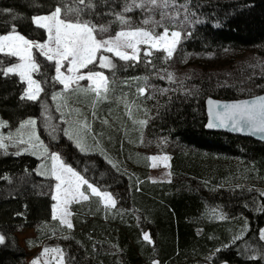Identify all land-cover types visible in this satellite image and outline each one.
<instances>
[{"label":"trees","instance_id":"1","mask_svg":"<svg viewBox=\"0 0 264 264\" xmlns=\"http://www.w3.org/2000/svg\"><path fill=\"white\" fill-rule=\"evenodd\" d=\"M188 2L203 21L193 27L177 53L215 55L248 50L264 60V0H177ZM81 20L104 24L115 20L122 0H92ZM73 0H0V34L13 27L28 39H47L32 17L48 14ZM83 7V6H79ZM75 18V14L71 16ZM151 55L146 56L145 51ZM145 49L141 61L113 59L104 69L112 80L113 97L135 96L149 123L148 135L177 141L181 149L171 159L172 181H152L148 166L133 172L113 165L98 153H84L64 133L53 105L55 64L35 52L40 65L36 78L42 86L37 100L21 99L25 83L18 75L0 71V115L10 124L35 116L40 135L53 151L101 190L116 194L117 206L99 205L98 199L72 205L75 228L64 242L72 264H264V143L206 128L205 99H237L264 92V75L243 83L215 84L197 77L184 89L155 79L156 91L146 98L139 89L171 59L163 51ZM0 54V69L14 63ZM99 68V66L95 65ZM150 80V79H149ZM124 82L127 84L124 85ZM127 88V89H123ZM188 88V89H187ZM124 96V95H123ZM122 110V109H121ZM123 118H127L126 115ZM126 121V119H125ZM116 143L106 147L119 156ZM40 159L27 153L0 155V264H22L26 248L17 233L33 228L36 236L26 247L42 244L51 236L52 197L45 189L52 180L37 174ZM46 226V228H44ZM67 232V228L62 227ZM148 234L150 241L143 237Z\"/></svg>","mask_w":264,"mask_h":264},{"label":"rangeland","instance_id":"2","mask_svg":"<svg viewBox=\"0 0 264 264\" xmlns=\"http://www.w3.org/2000/svg\"><path fill=\"white\" fill-rule=\"evenodd\" d=\"M64 1L65 3H69L70 0ZM122 2L123 7L118 14L123 15L127 23L121 24L116 15L113 21L104 24H95L98 27L104 26L108 28L107 32H97L98 39L114 36L116 32L121 30H134L137 28L154 31L157 35L161 34L164 28L168 29L169 34L173 31L181 33L179 43L175 46L173 55L170 58L172 61L170 66L168 68L158 69L157 72H153L151 76L147 78L148 82L144 86V97L149 98L153 96L156 91L160 90L156 87L157 84L155 81L157 79L168 81L173 84L175 89L182 90L184 86H186L185 84H190L197 77H207L212 79L215 84L227 85L235 82L243 83L246 79L251 77L264 75V60L248 50L226 52L219 56L203 54L182 56L178 54L177 50L180 44L188 36L191 29L195 27L196 24L203 21L197 13L191 10L188 2L167 0V4L165 5L164 0H157V3L152 5L149 4L147 0H136V4L142 3L143 7H136L133 5L132 10L128 12H125L124 8L132 5V0H122ZM71 16L73 15L66 18L74 20L75 18H71ZM146 19L150 21L148 24L144 23ZM161 25H163V27H161ZM25 38L28 39L27 37ZM140 48L141 51L138 61L142 59L143 50L149 49L146 45H141ZM151 50L163 51L165 57H167L166 51L162 48L159 50ZM36 51L38 50L33 49L34 56ZM127 51L131 52L130 49ZM105 55H108L112 59V63L114 58H118L114 57L111 53H105ZM14 59V63L19 62L17 58ZM11 65L12 64L6 66V68ZM66 68L67 64H65V67H63L61 71L65 72L67 75ZM104 69L105 68H98L95 65H89L88 68L82 69L81 72L98 71L108 77L109 91L106 99H97L94 93L83 91L91 85V82L87 80L80 81L79 87L73 84L71 89L66 91L63 85L55 80L54 77L56 76V72H54L53 80L56 83V87L52 94L53 105L59 115V121L64 125L65 135L70 138L76 146L79 142L84 147V151L82 152L98 153L108 162L123 168L125 171L132 173L133 168L148 166L150 180L172 181L175 177L171 171V159L173 154L182 148L181 145L174 140L156 138L148 135L145 128L149 123V118L144 114L143 108L139 105L138 100L135 96H129L127 94H123V96L121 93H117V95L113 97V89L111 87L112 78ZM36 74L37 73L32 74L33 79L40 84L42 89L40 81L36 78ZM169 74H171L172 79H169ZM24 83L26 91L27 83ZM126 84L127 83L124 82V85ZM122 88L127 89L124 87ZM41 93L42 91L39 93V96ZM123 114L127 117L125 118L126 121L123 118ZM29 120L35 121V124H27ZM0 121L7 125L6 127H0V137L3 138L5 144L4 148H0V155L19 152L31 154L39 158L40 163L36 170L37 174L52 180V186L49 189H45V193H48L52 197L56 192L55 185L58 181L51 176L53 165L51 155L57 154L64 165L71 167L76 173L83 177L88 184L95 187L101 193L110 194L115 201L114 207L117 206L115 193L101 190L81 174L79 170L67 163L60 151H53L51 149L40 135L37 117L30 116L23 119L18 124L12 125L0 115ZM140 121H146V123L141 124ZM21 125H24V127H21ZM118 131L121 133L120 137H122L123 140L118 146L120 150L119 156H115L110 153V150L106 147L104 138L110 140L112 144H115L116 139L114 134ZM78 148L80 149V147ZM45 149H47V151H45ZM153 156L158 157V159L153 161L150 159ZM163 157H168L169 159L165 160ZM80 191L88 196L87 200L98 199L99 205L113 208L110 204L106 205L103 197L92 194L91 189H89L87 185H81ZM87 200L78 198V202ZM76 202L77 201H73L68 206V210L71 213L69 219L73 225L71 229L66 225H62L60 221L57 220L59 224H54L52 226L51 236L42 244L32 248L26 247V240L36 236L35 230L33 228H26L17 233L19 243L26 248V256L22 264H33V261H38L39 264H59V254L51 251L48 254H44L45 248L50 250L59 248L63 254V264H72L67 259L64 242L69 239L71 236L70 232L75 228L72 205ZM55 203L56 201L53 200V204ZM62 227L67 228L68 231L65 232ZM44 228H46V226ZM262 233H264V226L260 230V236ZM203 264L216 263L205 261ZM220 264L230 263L223 262Z\"/></svg>","mask_w":264,"mask_h":264},{"label":"snow or ice","instance_id":"3","mask_svg":"<svg viewBox=\"0 0 264 264\" xmlns=\"http://www.w3.org/2000/svg\"><path fill=\"white\" fill-rule=\"evenodd\" d=\"M147 2L155 5L157 0H147ZM164 3L166 5L167 0H164ZM73 4L78 6L73 7L65 4L63 8L61 6L55 7V10L48 15L32 17V23L44 29L47 33V39L43 43L26 39L16 31L15 27L9 33L0 35V54L17 58L19 61L6 69H0V71L5 76L16 74L22 82L27 83V89L21 99L27 98L34 101L38 99L39 93L42 91L40 84L33 79L32 75L40 70L33 49L38 50L39 54L48 61L55 62L56 76L54 78L63 85L66 91L71 89L73 84L79 87L80 81L87 80L91 82V85L83 91L94 93L97 99H106L109 91L108 77L98 71L82 73V69L88 68L89 65H98L100 68L105 69L114 68L115 65L112 63V59L105 53H111L114 57H118L123 61H138L141 45H146L149 49L159 50L162 48L166 51L167 57L171 58L175 46L179 43L181 33L173 31L169 34L167 28H164V31L159 35L155 34L154 31L137 28L134 30H121L116 32L114 36L98 39L97 32H107L108 28L98 27L90 21L80 19V14L85 9L95 7L92 0H73ZM133 5L143 7L142 3L136 4V0H132V5L126 6L124 11H131ZM73 14H75L76 19L66 18ZM117 19L121 24L127 23V20L121 14H117ZM149 22L147 19L144 20L145 24ZM128 49L131 52L127 51ZM144 54L150 56L152 53L147 50ZM65 64H67V75L61 71ZM169 79H172L171 74H169ZM139 92L144 94L145 89L141 88ZM208 103L211 106L214 102L210 100ZM215 107H222L224 111L213 112L210 108V115H213L214 119L208 123L209 128L224 126L227 121H230L234 129L239 130L241 127L247 126L251 132L264 133V96H259L252 101L245 100L222 106L215 105ZM216 121H219V124ZM140 123L144 124L146 121H140ZM27 124L34 125L35 121L29 120ZM6 126L4 122L0 121V127ZM21 127H24V125H21ZM77 146L80 147L81 151H84V147L79 142ZM4 147L3 138L0 137V148ZM19 154V152L16 153V155ZM150 159L155 161L158 157L153 156ZM163 159L167 160L169 158L163 157ZM51 160L53 161L51 176L58 181L55 185L56 192L52 196V200L56 201L52 205V219L59 220L62 225H66L69 229L73 227L69 219L71 213L68 206L73 201L78 202V198L88 199V196L80 191L81 185H87L92 194L103 197L106 205L115 206V201L110 194L101 193L88 184L71 167L64 165L59 155L52 154ZM143 238L151 242L148 234H145ZM261 239H264V233L261 234ZM3 242L4 237L0 236V244ZM50 251L58 253L59 264H63L62 251L59 248L51 250L45 248L44 254H48ZM33 264H39V262L33 261Z\"/></svg>","mask_w":264,"mask_h":264},{"label":"water","instance_id":"4","mask_svg":"<svg viewBox=\"0 0 264 264\" xmlns=\"http://www.w3.org/2000/svg\"><path fill=\"white\" fill-rule=\"evenodd\" d=\"M259 96H264V92H261V93H258V94H255V95H252L249 97L237 98V99H220V98L214 97L212 95L207 96L205 99V108H206V114H207V124H206L207 130L225 132V133H229L231 135L251 138L255 141L264 143V133L251 132V131H249L247 126H243L239 130H237L231 126L230 121H227L226 125H224V126H218V127H213V128H209L207 126L208 123L214 119V116L210 115V108H212L213 112H216V111L223 112L224 111V109L222 107H215V105H221L222 106L224 104H232V103L245 101V100L252 101ZM210 100L214 102L213 105H211V106L208 103ZM216 123L219 124V121H216Z\"/></svg>","mask_w":264,"mask_h":264}]
</instances>
